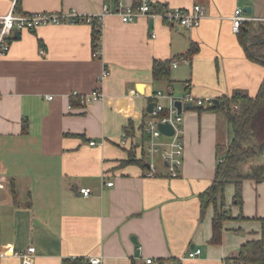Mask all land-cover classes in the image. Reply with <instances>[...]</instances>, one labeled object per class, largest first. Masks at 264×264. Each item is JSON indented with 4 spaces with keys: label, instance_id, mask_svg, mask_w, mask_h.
<instances>
[{
    "label": "crops",
    "instance_id": "crops-1",
    "mask_svg": "<svg viewBox=\"0 0 264 264\" xmlns=\"http://www.w3.org/2000/svg\"><path fill=\"white\" fill-rule=\"evenodd\" d=\"M116 1L138 3L17 0L15 10L94 14ZM152 2L167 9L198 4L205 15L188 28L159 17L122 22L106 14L99 22V57L92 54L90 23L43 25L13 35L0 56V252L7 255L0 264H20L10 254L31 245L32 264L88 255L102 256L103 264H226L242 243L259 236L264 179L242 181V208L232 204L233 185L226 184L201 212L199 195L212 184L231 139L223 112L194 105L183 110L177 177L159 165L156 176H146L138 164L125 162L128 152L120 141L127 134L137 140L156 90L179 86L181 95L188 83L202 99L236 91L254 97L264 65L246 56L230 18L245 6L251 8L245 15L262 16L264 0ZM11 4L0 0V15ZM192 44L196 52L183 58ZM169 59L177 60L170 67L172 82L153 81V60ZM105 68L109 74L100 80ZM95 88L103 98L84 106L70 96ZM251 161L249 169L264 164V158ZM80 188L91 194L83 196ZM215 208L230 216L218 243L211 242ZM192 248L201 249L198 257H187Z\"/></svg>",
    "mask_w": 264,
    "mask_h": 264
},
{
    "label": "built area",
    "instance_id": "built-area-1",
    "mask_svg": "<svg viewBox=\"0 0 264 264\" xmlns=\"http://www.w3.org/2000/svg\"><path fill=\"white\" fill-rule=\"evenodd\" d=\"M17 0H12L9 11L0 15V56L7 53L9 49L10 40L16 31L34 30L43 25H58L62 23H90L96 19L98 22L106 15L115 13L120 17L122 22H130L140 16H153L161 18L167 24H178L188 28L195 27L205 15V10L202 6L195 4L191 8H172L167 9L162 5L154 4L152 0H138L136 6L124 4L116 1L114 8L105 4L101 12L94 14H82L74 9L67 12H34V13H18L15 10V3ZM231 30L237 33L240 26L245 21H261L263 17H249L244 14L241 8H236L231 16ZM100 24V23H99ZM94 57L100 55L99 43L95 45L93 52ZM173 60L172 63H176ZM109 74L107 68L103 69L99 79H103ZM185 91L179 96H174L171 89L156 90L152 95L153 107L151 112H146V116L142 122L140 131L137 134V140H133L137 147L142 148L145 154V168L146 176H156L158 174V164L161 163L169 177H177L179 169L182 165L183 159V116L182 112L177 111L175 101L179 100L182 104L190 103L191 106L210 107L214 104L213 99H202L195 96L189 89L188 83H185ZM71 97L77 98L80 105L101 100L104 96L103 92L95 88L88 93L79 94L76 91L71 92ZM51 98V96H48ZM236 108V105H233ZM167 123L172 128V134L167 135L160 131L158 124ZM128 139L122 138L120 143L126 145ZM95 142L90 141L93 145ZM219 162L222 159H218ZM160 166V165H159ZM112 182H107L110 186ZM79 192L83 196H89L91 190L89 188H80ZM35 248L28 246L24 250L13 251L10 255L20 260V264H32ZM200 248H192L187 252L188 258H196L200 255ZM5 253L0 252V260L6 257ZM78 257H71L75 259ZM86 264H103V257L100 255L84 256ZM151 260L147 259L146 263ZM231 264V262H226Z\"/></svg>",
    "mask_w": 264,
    "mask_h": 264
},
{
    "label": "trees",
    "instance_id": "trees-1",
    "mask_svg": "<svg viewBox=\"0 0 264 264\" xmlns=\"http://www.w3.org/2000/svg\"><path fill=\"white\" fill-rule=\"evenodd\" d=\"M263 20L245 21L241 24L236 33L239 44L242 46L246 56L255 62L264 65V2ZM91 34L93 49L100 41V24L94 19L91 22ZM197 50V46L192 44L183 58L192 56ZM175 58V59H179ZM174 59L153 60L152 78L153 81H162L170 84V67ZM74 98V97H73ZM73 100V99H72ZM76 102L78 99L75 98ZM79 104V102H78ZM236 105V108L233 107ZM208 109L223 112L232 132L231 139L223 152L222 161L217 163L212 184L199 195L201 212L209 203L215 201L216 194L222 192L226 184L233 185L232 204L241 207L242 204V181L246 178L264 179V164L251 165L250 172H243L242 166L253 159H258L264 155V143L255 142L256 129L255 121L264 113V77L259 85L254 97L236 91L229 98L218 99L217 104H213ZM143 122V121H142ZM142 126V124H141ZM139 127L138 131H140ZM25 126H23L24 130ZM126 145L128 157L126 163L138 164L145 168V154L142 148L137 147L133 142L131 134H127ZM258 149L259 151H257ZM223 203L221 202V206ZM230 216L222 208L216 209L212 217L211 242L218 243L222 234V223ZM259 236L246 240L238 249L235 257L230 259L231 264H264V218L259 219ZM62 264H86L84 256L78 258L63 259Z\"/></svg>",
    "mask_w": 264,
    "mask_h": 264
},
{
    "label": "rangeland",
    "instance_id": "rangeland-1",
    "mask_svg": "<svg viewBox=\"0 0 264 264\" xmlns=\"http://www.w3.org/2000/svg\"><path fill=\"white\" fill-rule=\"evenodd\" d=\"M175 89V90H174ZM173 89V94H174V96H176V97H179L180 96V94H179V91H180V89H179V86H175V88ZM254 126H255V129H256V134H255V142H262V143H264V113L262 114V116H260L256 121H255V123H254ZM230 131H229V136H230V138H231V134H232V132H231V129H229ZM257 151H259L258 149H256ZM263 152H264V149L262 150ZM260 158H264V155L262 156V157H260ZM250 162H252L251 160L249 161V162H247V163H245L243 166H242V170H243V172H250V169L248 168V164L250 163ZM158 165H160V167L162 166L161 165V163H159ZM251 173V172H250ZM260 181H262V180H260ZM230 201V200H229ZM224 203H226V196L224 195ZM242 204H243V199H242ZM242 204H241V208H242ZM223 205H225V204H223Z\"/></svg>",
    "mask_w": 264,
    "mask_h": 264
},
{
    "label": "water",
    "instance_id": "water-1",
    "mask_svg": "<svg viewBox=\"0 0 264 264\" xmlns=\"http://www.w3.org/2000/svg\"><path fill=\"white\" fill-rule=\"evenodd\" d=\"M243 12H245L247 14H250L251 13V8L249 6H245V7H243ZM18 35H19V31H16L14 33V37H17ZM213 102H214V104H217L218 100H213ZM175 106L177 107V111L178 112H181L182 110L190 109L192 107L190 103L182 104L179 100L175 101ZM152 107H153V103L150 102L147 105V107H146V112H151ZM158 128L160 129V131L162 133L167 134V135H170L173 132L171 126L169 124H167V123L158 124ZM132 240L135 241V238L132 237ZM153 264H158V263H153Z\"/></svg>",
    "mask_w": 264,
    "mask_h": 264
}]
</instances>
